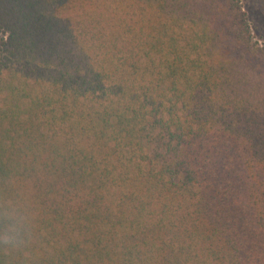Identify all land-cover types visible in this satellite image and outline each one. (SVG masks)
Wrapping results in <instances>:
<instances>
[{"label": "trees", "instance_id": "trees-1", "mask_svg": "<svg viewBox=\"0 0 264 264\" xmlns=\"http://www.w3.org/2000/svg\"><path fill=\"white\" fill-rule=\"evenodd\" d=\"M0 264H264V45L241 0H0Z\"/></svg>", "mask_w": 264, "mask_h": 264}, {"label": "rangeland", "instance_id": "rangeland-1", "mask_svg": "<svg viewBox=\"0 0 264 264\" xmlns=\"http://www.w3.org/2000/svg\"><path fill=\"white\" fill-rule=\"evenodd\" d=\"M253 38L264 45V0H241ZM3 34H0V38Z\"/></svg>", "mask_w": 264, "mask_h": 264}]
</instances>
